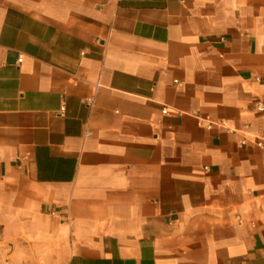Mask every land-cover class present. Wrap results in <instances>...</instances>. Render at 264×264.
Masks as SVG:
<instances>
[{"label": "crops", "instance_id": "0c3cea01", "mask_svg": "<svg viewBox=\"0 0 264 264\" xmlns=\"http://www.w3.org/2000/svg\"><path fill=\"white\" fill-rule=\"evenodd\" d=\"M257 103L264 0H0V264H264Z\"/></svg>", "mask_w": 264, "mask_h": 264}, {"label": "built area", "instance_id": "2783aa9c", "mask_svg": "<svg viewBox=\"0 0 264 264\" xmlns=\"http://www.w3.org/2000/svg\"><path fill=\"white\" fill-rule=\"evenodd\" d=\"M91 102V99L88 101V103ZM255 110L258 112V113H263L264 114V107L262 104L260 103H257L256 107H255ZM166 110H163V112H165ZM253 140H254V145L261 149L262 151H264V129L263 130H260L259 132H257L254 136H253ZM246 144V140L243 139L241 141V145H245Z\"/></svg>", "mask_w": 264, "mask_h": 264}]
</instances>
